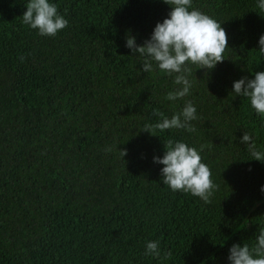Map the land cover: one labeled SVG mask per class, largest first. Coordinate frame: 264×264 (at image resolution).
<instances>
[{
    "label": "trees",
    "instance_id": "obj_1",
    "mask_svg": "<svg viewBox=\"0 0 264 264\" xmlns=\"http://www.w3.org/2000/svg\"><path fill=\"white\" fill-rule=\"evenodd\" d=\"M28 2L0 0V264H230L233 244L252 246L264 162L241 140L247 131L264 152V118L232 90L264 71L258 0H192L229 46L211 71L189 65L190 94L175 101L174 75L155 62L143 72L125 46L168 18L164 0H49L69 22L55 37L23 24ZM189 100L195 132L143 131L161 119L154 110L170 119ZM169 140L210 168L211 203L163 184L154 157ZM149 241L159 258L145 254Z\"/></svg>",
    "mask_w": 264,
    "mask_h": 264
},
{
    "label": "clouds",
    "instance_id": "obj_2",
    "mask_svg": "<svg viewBox=\"0 0 264 264\" xmlns=\"http://www.w3.org/2000/svg\"><path fill=\"white\" fill-rule=\"evenodd\" d=\"M172 6L168 18L162 23H157L150 39L143 45L137 46L135 37L129 36L126 47L134 54L143 57L142 71L152 72L153 62L159 70L174 75V84L179 86L174 91L168 92L166 99L175 101L183 99L190 94L192 83L188 76L191 74V65H197L198 69L213 70L224 61V52L228 45L226 30L214 18L192 8V0H164ZM27 11L22 15L23 24L43 37H55L61 30L69 26V22L59 14L56 4L49 0H29L26 4ZM257 8L264 12V0H258ZM191 9V10H190ZM260 52H264V35L259 38ZM23 61L24 57H20ZM232 93L236 97H244L250 100L251 107L257 115L264 118V71L256 72L254 79L247 76L237 80L233 84ZM197 109L192 101H187L182 112L174 114L170 119L159 110H154V115L161 119L154 125L145 126V130L151 134V128L160 131L169 129H185L195 132L192 121L198 119ZM154 135V134H153ZM241 142L247 146L252 159L264 162V152L257 150L253 137L247 131ZM164 156L154 157V162L164 165L161 169L163 184L172 191H183L199 197L204 203L212 202V197L219 189V185L213 183L210 168L202 162V157L194 147L186 143L172 140L165 144ZM205 145L200 146L202 152ZM111 148L106 151H111ZM124 158L127 149L120 150ZM264 192V187L261 188ZM158 241H149L146 245V255L161 256ZM172 253H164L163 259L167 260ZM228 260L230 264H264V227L259 228L255 243L250 246L233 244L229 249Z\"/></svg>",
    "mask_w": 264,
    "mask_h": 264
}]
</instances>
